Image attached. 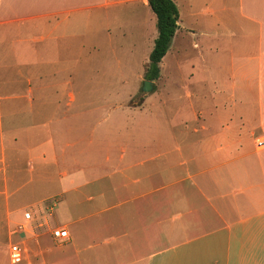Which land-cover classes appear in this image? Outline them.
<instances>
[{"label":"crops","instance_id":"obj_1","mask_svg":"<svg viewBox=\"0 0 264 264\" xmlns=\"http://www.w3.org/2000/svg\"><path fill=\"white\" fill-rule=\"evenodd\" d=\"M121 1L0 0V233L22 218V195L45 202L70 191L82 194L98 180H84L80 161L86 56L101 49L104 12ZM127 1L141 3L154 19L148 0ZM175 2L179 27L174 50L160 62V87H180L182 72L195 77L201 65L206 77L196 87L206 85V92L185 91L191 113H176L175 127L160 130L164 155L175 157L163 173L176 169L178 177L114 204L140 201L128 213L138 223L128 220L114 256L128 260L120 264H264V148L256 145L264 136V0ZM188 40L191 54L183 48ZM218 66L227 77L215 75ZM201 155L207 167L194 170ZM145 179L149 173L131 181ZM33 182L40 186L24 192ZM87 192L86 199L96 197ZM71 205L77 207L73 201L62 206V217L95 213L75 216ZM68 225L54 227L66 228L68 239L50 231L59 245L72 241ZM38 239L34 257L42 253Z\"/></svg>","mask_w":264,"mask_h":264},{"label":"rangeland","instance_id":"obj_2","mask_svg":"<svg viewBox=\"0 0 264 264\" xmlns=\"http://www.w3.org/2000/svg\"><path fill=\"white\" fill-rule=\"evenodd\" d=\"M107 10L109 13L106 15ZM107 10L104 12V19L108 17V20L105 19L103 23L101 49L86 56L88 112L86 119L82 120L85 123V151L81 144L80 158L82 175L84 180L96 177L98 180L83 187L82 194L70 191L43 201L44 203L22 195L20 210L22 218L12 223L10 229L0 233V264H13L9 258V245L15 242L20 243L24 249L23 260L16 264H120L121 261L126 263L128 260L125 256H120L121 258L114 256L115 245L118 243L117 240L124 236L128 220L138 223L136 218H128V213L134 211L140 201L125 202L121 206L114 204L140 193L143 187L144 189L150 186L159 187L165 182L174 181L179 175L176 169L173 175L163 173L164 169L170 168L169 157L173 156L172 160L175 157L174 152L169 157L164 155V150L160 146V143L163 144L160 130L175 127L176 113L182 114L184 118L189 116L192 109L185 97V91L206 92V85L196 87V81L204 80L206 77L204 68L200 65L198 69L202 71H197L198 74L191 78L187 70L182 72L183 79L180 76L178 80L180 87H174L172 85L174 83L169 82L168 92H163L159 79L153 80L154 87L151 91H144L149 54L158 33L156 15L149 8L154 19H148L147 9L145 10L141 3L127 0L114 4ZM108 29L112 34L109 38ZM188 43L189 46L183 45V48L191 54L195 49L191 40H188ZM170 47L173 51L174 42ZM200 63L205 67V62ZM222 67L216 68L215 75L227 77L224 71L218 70ZM220 79L216 78L217 81ZM171 119L173 123L170 122ZM173 140L172 138L171 144L174 145ZM71 141L73 137L70 136L69 142ZM202 145L204 144L201 142L197 145L199 154H202ZM78 147L77 144L73 148ZM121 155L125 156V159L120 158ZM136 162L140 164L130 167ZM207 164V160L201 155L197 162L198 166H194L193 169L202 170ZM159 172L163 176H159ZM146 173H149L150 179H145L144 184L143 182L134 184L131 181V178ZM31 186L40 184L29 183L24 192L29 190L31 192ZM175 187L176 185H172L171 190ZM87 190L96 197L89 200L82 196L89 195ZM71 201L77 206L71 205L75 207L72 210L77 212L75 216L84 215L86 212L95 213L82 220L62 217L60 209L66 204L68 206V202ZM26 211L31 213L30 221L24 218ZM63 224H69L72 241L59 245L54 241L50 231ZM36 236L40 243L42 240L39 247L42 253L38 257L32 255L36 252Z\"/></svg>","mask_w":264,"mask_h":264},{"label":"trees","instance_id":"obj_3","mask_svg":"<svg viewBox=\"0 0 264 264\" xmlns=\"http://www.w3.org/2000/svg\"><path fill=\"white\" fill-rule=\"evenodd\" d=\"M157 17L158 36L149 55L146 67V79L156 80L160 76V62L170 48L172 39L179 27V8L175 0H148Z\"/></svg>","mask_w":264,"mask_h":264},{"label":"built area","instance_id":"obj_4","mask_svg":"<svg viewBox=\"0 0 264 264\" xmlns=\"http://www.w3.org/2000/svg\"><path fill=\"white\" fill-rule=\"evenodd\" d=\"M256 145L258 148H264V136L256 139ZM25 218L29 220L31 218V213L29 211L25 212ZM52 235L55 239L64 240L68 239L70 234L66 228L58 227L52 230ZM23 246L20 243H12L10 245V261L16 264L23 260Z\"/></svg>","mask_w":264,"mask_h":264},{"label":"water","instance_id":"obj_5","mask_svg":"<svg viewBox=\"0 0 264 264\" xmlns=\"http://www.w3.org/2000/svg\"><path fill=\"white\" fill-rule=\"evenodd\" d=\"M153 81L151 80H145L144 82V91L149 92L153 89Z\"/></svg>","mask_w":264,"mask_h":264}]
</instances>
